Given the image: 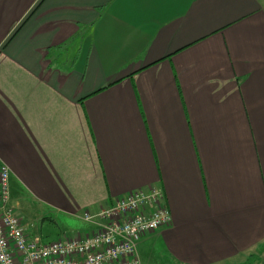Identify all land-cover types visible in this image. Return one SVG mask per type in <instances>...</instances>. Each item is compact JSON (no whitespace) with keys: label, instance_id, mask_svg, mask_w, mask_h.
<instances>
[{"label":"crops","instance_id":"1","mask_svg":"<svg viewBox=\"0 0 264 264\" xmlns=\"http://www.w3.org/2000/svg\"><path fill=\"white\" fill-rule=\"evenodd\" d=\"M2 162L30 236L158 187L143 264H264V0H0Z\"/></svg>","mask_w":264,"mask_h":264},{"label":"built area","instance_id":"2","mask_svg":"<svg viewBox=\"0 0 264 264\" xmlns=\"http://www.w3.org/2000/svg\"><path fill=\"white\" fill-rule=\"evenodd\" d=\"M10 169L0 163V264H143L138 242L170 225L172 215L163 191L135 189L85 221L95 225L86 234H63L44 241L30 236L10 201Z\"/></svg>","mask_w":264,"mask_h":264},{"label":"rangeland","instance_id":"3","mask_svg":"<svg viewBox=\"0 0 264 264\" xmlns=\"http://www.w3.org/2000/svg\"><path fill=\"white\" fill-rule=\"evenodd\" d=\"M85 224H86L85 221H83L80 218H77V217H69L67 219V227H66V230L69 233H75L76 234V232H78L81 229H83V227L85 226ZM69 233H65V234H69ZM159 255H160V253H157V255L154 256V257H159ZM141 258H142V256H141Z\"/></svg>","mask_w":264,"mask_h":264},{"label":"trees","instance_id":"4","mask_svg":"<svg viewBox=\"0 0 264 264\" xmlns=\"http://www.w3.org/2000/svg\"><path fill=\"white\" fill-rule=\"evenodd\" d=\"M249 263H250V261H249Z\"/></svg>","mask_w":264,"mask_h":264}]
</instances>
